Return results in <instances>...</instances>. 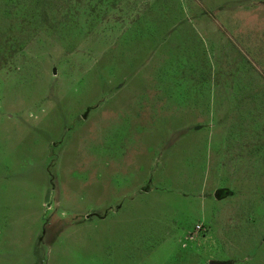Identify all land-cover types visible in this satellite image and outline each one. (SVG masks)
<instances>
[{
	"label": "rangeland",
	"instance_id": "374dc122",
	"mask_svg": "<svg viewBox=\"0 0 264 264\" xmlns=\"http://www.w3.org/2000/svg\"><path fill=\"white\" fill-rule=\"evenodd\" d=\"M210 262L264 264V0H0V264Z\"/></svg>",
	"mask_w": 264,
	"mask_h": 264
},
{
	"label": "crops",
	"instance_id": "0c3cea01",
	"mask_svg": "<svg viewBox=\"0 0 264 264\" xmlns=\"http://www.w3.org/2000/svg\"><path fill=\"white\" fill-rule=\"evenodd\" d=\"M79 202H83V201H78V202H75V204H77V203H79ZM83 203H85V202H83ZM88 204H90V205H93V203L89 200V202H87ZM74 204V205H75ZM99 205V204H98ZM101 206H105L104 205V203L103 204H101V205H99V207H101Z\"/></svg>",
	"mask_w": 264,
	"mask_h": 264
},
{
	"label": "water",
	"instance_id": "95a60500",
	"mask_svg": "<svg viewBox=\"0 0 264 264\" xmlns=\"http://www.w3.org/2000/svg\"><path fill=\"white\" fill-rule=\"evenodd\" d=\"M209 264H226L225 262H210Z\"/></svg>",
	"mask_w": 264,
	"mask_h": 264
},
{
	"label": "built area",
	"instance_id": "2783aa9c",
	"mask_svg": "<svg viewBox=\"0 0 264 264\" xmlns=\"http://www.w3.org/2000/svg\"><path fill=\"white\" fill-rule=\"evenodd\" d=\"M196 230L201 231L202 230L201 226L200 225L196 226Z\"/></svg>",
	"mask_w": 264,
	"mask_h": 264
},
{
	"label": "trees",
	"instance_id": "16d2710c",
	"mask_svg": "<svg viewBox=\"0 0 264 264\" xmlns=\"http://www.w3.org/2000/svg\"><path fill=\"white\" fill-rule=\"evenodd\" d=\"M219 193H220V192L216 193V195H217L218 197H221V196H220L221 194H219Z\"/></svg>",
	"mask_w": 264,
	"mask_h": 264
}]
</instances>
